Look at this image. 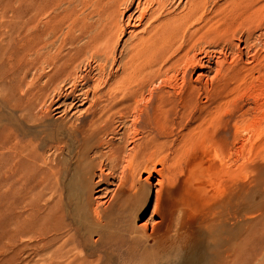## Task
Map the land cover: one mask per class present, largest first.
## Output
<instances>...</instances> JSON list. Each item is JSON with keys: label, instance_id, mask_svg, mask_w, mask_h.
Instances as JSON below:
<instances>
[{"label": "rangeland", "instance_id": "374dc122", "mask_svg": "<svg viewBox=\"0 0 264 264\" xmlns=\"http://www.w3.org/2000/svg\"><path fill=\"white\" fill-rule=\"evenodd\" d=\"M225 3L226 0H207L206 12L211 14L215 8L224 7ZM30 5L35 10L38 7L44 9V13L38 15L40 22L35 27L29 24ZM130 7L127 10L123 3L116 4L113 0H0V220L9 217L10 226L15 214L24 216L34 213L33 205L43 211L48 209L53 219L65 226L59 232V241H65L76 230L75 239L69 244V248L89 262L95 263L99 259V264L141 263L145 253L152 251L153 244L149 241L140 244L133 258L116 263L113 256L117 251L113 250V244L106 251L98 247L94 255H91L93 241L98 239L94 232L97 225L85 221L83 229H78L75 221L78 217L76 208L86 209L81 189L85 185L87 173L78 168L77 162L81 156H87L96 163L109 149L106 144L82 146L81 133L87 128L90 119V105L97 94L102 92L103 95L104 89L121 76L135 35L145 26L142 21L139 23L142 27H133L137 20L127 24L128 15L134 12L135 4ZM53 16L61 20L57 27L55 24L59 19L50 21ZM136 16L138 17L137 14ZM75 21L82 22L83 31L79 32L72 26ZM52 26L58 30L53 32ZM262 26L264 21L261 25L258 22L253 25L258 28L253 31L252 38L246 45L236 39L230 46L223 45L218 39L208 43V49L211 50L217 43V49H224L228 53L227 66L260 68L261 78L254 74V79H251L249 75L242 74L239 83L231 82L230 79L229 83L227 80L225 83V79L221 78L218 79V82L222 80L221 84L214 74V62H211L210 71L194 68L188 72L187 78L196 88L199 108L186 120L180 121L173 117V123L179 125L178 128L176 125V133L187 124L194 126L198 117L206 114L208 103L204 94L208 90L211 89L215 94L218 91L216 95L226 99L221 101V108L216 116L213 115L202 125L203 144L186 150L182 156L185 178L188 174L189 177L191 175L187 173L191 162L200 159L202 171H196L195 177L192 175L186 184L183 183L185 189L176 185L169 188L163 196L171 213V229L187 225L194 232L197 247L187 249L186 253L189 255L192 252V262L185 261L186 264H197L198 261L209 259L223 231H228L231 235V244L236 253L234 264H264ZM92 43L94 45L91 46ZM237 46L242 49L239 57L235 56ZM197 73H202V77H197ZM71 88L87 92L88 89L91 90L87 93L86 103H74L73 94L76 92L67 96ZM144 95L146 96V92ZM128 116L115 118V134L109 133L101 137L110 145L123 147L125 153L132 146L130 139H122L131 120V116ZM175 133L170 139H178V133ZM14 144L30 153L29 158L24 160L26 170L17 176L12 174L10 148ZM118 167L113 169L114 177L108 178L107 185L99 183L100 174L97 169L92 179L97 184L92 200L104 202L101 208L104 205L109 207L102 219V226L107 228V238L113 243V235L118 229L116 222L122 221L124 228L150 233L158 221V216L152 215L157 178L155 175L149 182L144 207L138 209L133 206L122 216L115 214L113 209L116 203L124 199L116 193L120 172V166ZM142 177L145 178V174ZM196 179L200 186L195 183ZM100 189H104L103 192H97ZM212 199H231L234 204L232 216L229 217L225 212H222L223 216L221 213L215 216L210 212L208 201ZM50 223L53 225L54 221L51 220ZM106 228L101 229L105 231ZM154 255L158 258L163 256L155 252L153 257Z\"/></svg>", "mask_w": 264, "mask_h": 264}, {"label": "bare ground", "instance_id": "6f19581e", "mask_svg": "<svg viewBox=\"0 0 264 264\" xmlns=\"http://www.w3.org/2000/svg\"><path fill=\"white\" fill-rule=\"evenodd\" d=\"M113 1L116 4L123 3L127 10L135 4L134 12L128 15L127 24L137 20V25L133 24V27H142L139 25L142 21L145 26L135 35L121 76L114 84L109 85L106 90L104 89L103 95L102 92L101 95L97 94L90 105L92 107L90 119L87 128L81 133L82 146L106 144L109 145V149L108 153L96 163L89 160L87 156H81L80 161L77 162L78 168L80 167L82 171L86 170L87 178L81 189L86 209L78 210L76 208L78 216L75 219L76 226L79 227L78 229H83L85 221H91L97 225L94 232L98 235V239L93 241L91 255H94L98 247L106 251L111 248L110 244H113V250L117 251L113 260L116 263L123 262L135 256L140 244L149 241L153 243L152 251L145 253L141 263L136 264H186L185 261L192 262V252L189 255L186 253L187 249L193 250L197 247L194 232L192 227L187 225L179 226L175 230L171 229V213L164 203L163 196L169 188L176 185L185 189L183 183L186 184L189 181L188 178L196 171H202L203 165L200 159L191 162L187 167V173H191V175L189 177L188 174V177L185 178L182 156L186 150L203 144L202 125L213 115L216 116L224 96H217L218 91L215 94L210 91L211 89L208 90L204 94V99L208 103L206 114L203 117L197 115L198 119L194 126L187 124L182 130L180 128V131L176 132L178 133L177 140L170 139L174 135L177 125V123L176 125L173 123V117H177L180 121L186 120L199 108L196 101V88L187 78L188 72L194 68L210 71L211 62H214L216 66L214 74L217 78L213 76L217 82L218 79H225V83H229V79L231 82L239 83L242 74L249 75L251 79H254V74L257 77L261 75L260 68L245 69L227 66L228 53L224 49H217V43L210 50L208 43L218 39L223 45L230 46L236 39L239 43L244 42L246 45L252 38L253 31L258 28L253 25L256 22L261 25L264 21V0H226L224 7H214L211 14L205 9L207 0ZM183 1L184 3L180 6ZM41 8L43 7L40 9L38 7V10H35V7L30 5V13L28 12L30 26L35 27L37 23L39 24L40 17L38 15L41 16V12L44 10ZM136 14L138 17H135ZM55 19H59L55 24L57 27L61 20L53 16L50 21L53 22ZM72 26L76 27L79 32L84 30L81 21L72 22ZM56 27H51L53 32L58 30ZM262 28L264 29V26ZM236 50L235 56L239 57L242 49L237 46ZM111 54L113 55V53ZM111 60L113 59L111 58ZM262 69L264 70V64ZM197 77H202V73H199ZM218 83L222 84V80ZM89 91L91 90L88 89ZM74 92H76L73 94L75 95L74 103H80L79 105L86 103L88 93L86 90L71 88L67 96ZM104 96L105 98H103ZM201 108L203 109V107ZM127 115L131 116V120L128 129L125 127L127 133L122 139L125 137V139H130L132 146L125 153L123 147L110 145L101 137L109 133L115 134L113 120L125 118ZM10 152L13 159L12 174L13 176L21 175L26 170L24 160L29 158L30 153L27 150L25 152V148L23 149L18 144L11 146ZM107 165H109L108 168ZM118 166H120V172L116 193L124 199L122 198L123 201L116 203L113 209L115 214L122 216L133 206L138 209L144 207L150 187L149 182L155 175L157 178L155 179L156 188L152 215L158 216V221L155 222L150 233H144L140 229L134 231L131 228H124L125 224L122 225V221L116 222L118 229L113 235V243L110 238H107V228L102 226V219L108 213L109 207L104 205L105 207L101 208L104 202L92 200L91 197L97 185L93 183L92 179L97 169L100 174L99 183L107 185L108 178L114 177L113 169ZM144 174L145 178L142 177ZM197 179L195 183L200 186ZM103 190L100 189L97 192H103ZM228 197L232 198V196ZM203 200L207 201L208 199ZM110 201L112 202L113 198ZM208 202L209 210L215 216L222 212L229 214V217L232 216L234 204L231 199L227 201L212 199ZM33 206L34 213L32 214L12 216L10 226L9 217L0 220V264H99V259L95 263L89 262L85 257L69 248V244L73 243L75 239L76 230L65 241L60 242L59 232L65 226L53 219L50 210L43 211L41 208ZM51 220L54 221L53 225L50 223ZM48 224L51 225L48 226ZM101 228L106 229L103 231ZM138 234L141 235L138 236ZM131 235L136 236L132 237ZM233 247L231 235L228 231H223L218 237L215 250L210 254L209 259L198 261L197 264H234L236 253ZM154 252L163 256L158 258L154 255V258Z\"/></svg>", "mask_w": 264, "mask_h": 264}]
</instances>
